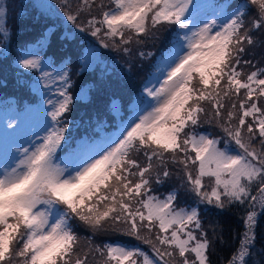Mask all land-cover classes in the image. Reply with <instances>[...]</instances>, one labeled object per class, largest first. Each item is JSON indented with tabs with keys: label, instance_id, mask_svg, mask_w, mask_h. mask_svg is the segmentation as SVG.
<instances>
[{
	"label": "rangeland",
	"instance_id": "obj_1",
	"mask_svg": "<svg viewBox=\"0 0 264 264\" xmlns=\"http://www.w3.org/2000/svg\"><path fill=\"white\" fill-rule=\"evenodd\" d=\"M28 1L41 7L42 12L51 16V20H47L51 32L59 24L65 27L63 33L60 30L61 34L75 31L71 25L73 14L68 9L69 6L76 5L74 2L80 0H59L57 6L53 0H0L2 31L7 28L9 5L16 2L17 7L25 6ZM232 1L81 0V6L90 10L93 14L91 19L100 25L101 29L91 21H88L85 27L76 28L78 33L89 38L88 48L80 62L81 76L78 80L77 78L69 80L72 63L60 61L57 64L53 59L55 45L59 40L57 37L51 38L50 33L28 43L22 49L20 58L15 61L22 68L21 81L30 77L31 81L36 82L33 92L36 94L35 98L41 100L40 103L38 100L29 103L22 110L15 104H3L0 108V210L12 207L13 213L9 223L11 221L17 223L13 232V237L17 236V242L13 240L16 247L7 253L9 256L4 259L0 256V264H41L56 255L69 232L66 211L59 205L71 204L78 193L87 191L92 184L102 181L107 176L108 166L118 164L122 160V154L128 151L129 147L134 150L125 158L140 165L139 169H134L132 173L135 182L142 176L140 168L145 167L150 161L159 164L171 162L175 166L177 177L188 183L186 192L202 193L206 187L204 182L192 179L196 185L188 180L192 164L199 160L201 171L217 176L218 181L215 189L218 194H209L206 191L202 194L203 198L207 195L208 201L217 204L221 194L229 195L230 199L248 196L249 191L244 189L247 186L245 182L250 181L258 169L252 163L256 153L246 146L250 131L249 129L244 131L242 128L252 126L244 124L245 121L242 122L239 116L237 124L239 130H236L232 122L236 112L240 113V116L246 113L238 108L243 103L244 95L241 94L243 88L235 92L236 88L221 86L212 80L205 81L206 71L211 66L218 65L226 56L228 40L234 31L238 15L243 12V3L236 7ZM258 1L262 4L264 0ZM102 4L107 7L109 14L106 21L101 17L104 23L99 22L98 11H95L97 6ZM155 16L161 18L162 22L167 20L171 23L172 32L176 31L175 36L177 35L180 42L177 45L172 44V49L167 51L164 57H160L158 68L153 73L149 63L154 58L148 54L149 50L142 52L134 63L130 60L123 62V56L119 52L115 53L103 37L109 38L108 33L112 30L116 36L122 37L124 29L129 27L144 30L146 29V25L142 23L144 19L153 20ZM176 16L182 17L181 25H175ZM175 26L177 30L174 29ZM103 27L105 29H102ZM108 29L109 31L99 35L101 30ZM162 36L164 37V34ZM172 38L173 36H170V39ZM1 49L2 62H12L13 57L11 58L8 45L5 48L1 46ZM30 73H33L32 78ZM109 76L114 81L112 86L108 84ZM141 78H146L145 83L143 85L139 83V89L136 88V93L127 103L126 111L120 96H126L127 92L134 93L135 86ZM89 83L94 86L89 88ZM104 83L107 84V94L110 93L111 96L110 103L113 106L116 124L109 122L110 118L108 120L105 118L108 122L100 123L95 131L94 129L91 131L90 122L95 120L97 114L80 121L79 114L83 112L77 111L73 113L78 114V117L73 127H69V124H73L70 107L77 103L75 99L83 97L85 89L97 91ZM76 86L78 92L74 93L73 89ZM191 87L199 94L210 96L211 102L207 103V109L210 114L214 112L213 109L218 110L216 114L224 119L222 127L229 139L223 138L220 140L222 143L219 141L215 143L210 139L209 129L199 126L186 127L182 138L179 137L177 150L179 155L174 156L170 154L166 145L158 140L168 141L171 133L176 134L178 127L175 125L179 126L182 117L190 120L191 116L186 114L187 109L184 108L197 101L195 97L190 96ZM246 88L247 86L245 90ZM132 111H134L132 116L124 122ZM252 115L253 121H256L257 115ZM59 154L61 157L57 156ZM230 172L235 174L234 181L240 174L241 177L237 180L238 187L232 184L226 186L223 174L226 176ZM245 174L247 181L244 182ZM126 192L127 190L123 194L124 198ZM139 196L141 197V194ZM170 201L169 197H164L148 202L150 216H156L161 227L196 216L193 209H172ZM256 201L246 220L245 242L241 244L236 263L231 264H246L249 257L246 255L248 251L246 244L255 235L256 221L264 205L263 194H260ZM112 205L114 204L109 203L107 206L110 208ZM88 206L89 202L84 207ZM119 208H124L121 200L107 213L111 210L118 211ZM88 210L90 213L93 212L92 209ZM125 210L128 215L131 214L128 208ZM23 213L27 215L28 236H24L23 233L26 227ZM98 216L102 219L104 214L99 212ZM100 227L98 231L111 232L113 225L103 224ZM148 227L146 232L155 234L150 224ZM135 232L137 233L138 229ZM143 233H139V237ZM143 237L147 238L145 234ZM149 239L150 245L154 247L152 249H155L154 256L146 255L143 264H169L165 259V253L169 250L161 248L155 239L148 238L147 242ZM25 243L35 247V252L31 251L32 256L28 252V246L26 250L23 248ZM180 244L184 247V243L180 241ZM112 249L121 257L132 256L136 251L135 246L123 242L113 244ZM157 257L162 261L156 259ZM186 258L188 259L176 258L172 263L192 261L189 255H186ZM168 261L171 260L168 258Z\"/></svg>",
	"mask_w": 264,
	"mask_h": 264
},
{
	"label": "trees",
	"instance_id": "obj_2",
	"mask_svg": "<svg viewBox=\"0 0 264 264\" xmlns=\"http://www.w3.org/2000/svg\"><path fill=\"white\" fill-rule=\"evenodd\" d=\"M58 1L53 0L55 5ZM80 1L74 2L75 6H69L68 11L73 14L71 25L75 31L69 32L67 30L68 32L65 34L60 33V30H62V33L65 30V27L60 24L51 32L48 27L49 21H47L51 20V16L42 12L41 7L35 6L33 2L28 1L25 6L20 5L19 7L15 4L16 2L10 4V14L7 16L8 21L6 23L7 31L0 29V52H3L1 46L5 48L8 45L12 55L11 58L15 57L28 43L30 44L34 40L37 41V38L48 36V33H50L51 38L57 37L59 40L57 45H55L56 49H54L53 59L57 64L60 61L72 63L69 80L71 78L73 80L77 78L78 80L81 76L79 72V70L81 71L80 62L88 48L89 38L78 33L76 28L85 27L88 21L96 23L91 19L93 14L90 13L89 9L87 10L81 6ZM232 2H234L233 6L236 7L243 3V12L238 15V21L228 40L229 46L226 56L218 62V65L211 66L206 71L205 81L208 80L210 82L212 80L218 85L230 86L232 89L236 88L235 92L243 88L241 94L244 95V99L238 108L240 111H246V113L240 116V113L236 112V117L232 119V122L235 124L236 130H239L237 126L239 116L242 118V122L245 121L244 124L252 126L251 128L247 126L242 128L244 131L248 129L250 131L246 146L253 149L256 153L254 154L255 157L252 156L254 158L252 163L258 169L250 181L245 182L247 181L246 174L243 179L247 183L244 189L249 191L248 196L242 199H230L229 195L221 194L218 197L217 204L213 201H208L207 195L203 198L202 194L206 191L209 194L217 193L215 189L218 181H216L217 176L201 171V161L199 160L194 165L192 164L188 180L193 182L192 179L195 181L198 179V181L204 182L206 187L204 186L202 193L197 191L195 194L187 193L188 183L184 179H179L173 163L166 161L165 164L150 161L145 167H141L140 174L142 176L135 182L132 179V173L134 169H139L140 165L135 162L131 163V159L125 158L128 157V153L134 150V148L129 147L128 151L122 154V160L118 164L108 166L107 176L102 181L92 184L87 191L76 195L74 199L76 203L73 200L71 204L59 205L61 209L66 211V217L69 220V232L57 254L48 258L46 262H41V264H98L97 262H102L103 264H143V259L146 258V255L153 257L155 251V249H152L154 247L150 245V239L147 242L148 238L155 239L161 248L169 250L168 253H165V259L169 264L236 263L242 247L241 244L243 241L245 242V237L247 236L245 232L246 220L260 194H263L264 201V1L262 4L258 0H233ZM103 7L105 8L106 6L102 4L95 9V11H98L100 23H103L101 20L102 14H100ZM150 12L152 14V10ZM152 17H154V14H152ZM144 20L142 22L143 25H146L144 30H140L139 27L136 29H133L134 27L125 28L122 37L116 36L114 30H112L108 33L109 38H103L109 43V46H112L111 48L115 53L119 52L123 56V62H129L130 60L134 63L139 59V55L142 52L149 50L148 54L154 58L149 63V68L152 70L153 63L157 62L159 53L164 50L167 41H170V36H173L174 32H172L171 23H168L167 20L162 22L161 18L157 16L153 20L150 18ZM96 25L98 24L96 23ZM172 26H174V22ZM98 28L101 29L100 25H98ZM102 29H105V27ZM174 29H176V26ZM107 31L109 29L101 30L99 35ZM163 34L164 37L162 36ZM8 38L10 42H8ZM62 38L64 39L60 40ZM2 60L3 58L0 55V104L14 99L19 110H22L29 103H35L36 94L31 90L30 86L25 85V82L21 81L20 73L22 68H20L19 63H14L12 59V62L7 59L8 63H3ZM109 77L108 84L112 86L114 81L111 76ZM142 78L136 84L134 93L129 94L127 92L126 96H120L124 110H128L127 103L136 93V88L137 90L139 89V83L146 79ZM85 84L87 83L85 82ZM90 86L93 87L94 85L89 83V88ZM245 86H247L246 90ZM77 87L73 89L74 93L78 92ZM106 87L107 84L104 83L97 91L85 89L83 97H77L75 99L77 103L70 107L72 113L83 112L79 114L80 121L97 114L95 120L90 122V125H92L91 131L92 129L95 131L100 123L109 121L113 125L116 124L112 110L113 106L110 103L112 102L111 96L110 93L107 94ZM32 89L35 90L34 88ZM189 91L190 96L195 97L197 100L184 108L185 110L187 109L186 114L188 116L190 114V120L182 117L179 126L175 125V127H178L175 131L176 134L171 133V138L168 141L158 140L162 141L170 154L174 156L179 155L177 151L179 137L182 138L186 127L199 126L209 129L210 139L215 143L217 141L221 142L223 138L229 139L222 127V124L225 123L224 119L216 114L218 110L213 109L215 113L213 112L212 115L207 109V103L211 102L210 96L204 93L199 94L192 87ZM252 114L257 115L256 121H253ZM77 115L73 113V119L71 120L73 124H69V127H73L74 121L78 117ZM105 118L106 120L110 119L106 121ZM87 121L86 123L89 122ZM234 175V172H230L226 176L223 174V177L226 178V186H231L232 184V186L238 187L237 180L241 176L238 174L234 181ZM240 185L242 186V182ZM126 190L124 198L123 194ZM139 194H141V197ZM164 197L170 198L172 209H193L196 211V216L183 222H175L169 225H162L161 227L158 218L150 216L148 202ZM120 200L123 202L124 208H119L118 211L111 210L110 213H107ZM88 202L89 206L85 208L84 206ZM109 203L114 205L109 208L107 206ZM11 208L0 210V256L3 257L2 259L9 256L7 253L12 252L14 247H16V244H13V240L17 242V236L13 237L17 223L11 221L12 227L11 223H9L13 213ZM126 208L130 211V215L126 212ZM88 209H92L94 213H90ZM99 212L104 214L102 219L98 216ZM26 221L27 215L23 213V222L26 225L23 232L24 236L29 235L28 221ZM256 223L255 235L246 244L248 247L246 255L249 256L246 264H256L258 262L259 264H264V205L260 209ZM103 224L113 225L111 232L98 231L97 229L101 228L100 226ZM148 224L151 225L155 234L146 232L149 228ZM136 229H138L137 233L135 232ZM141 232L144 233L139 237ZM144 234L147 238L143 237ZM179 240L184 243V247L181 246ZM20 242L21 244L23 242L21 238ZM122 242L136 247V251L132 256L121 257L113 251V244ZM26 246H28V252L32 256L31 251L35 252V247L26 244L23 247L25 250L27 249ZM186 255H189L192 261L172 263L176 258L183 257L187 260ZM168 258L171 261H168Z\"/></svg>",
	"mask_w": 264,
	"mask_h": 264
}]
</instances>
